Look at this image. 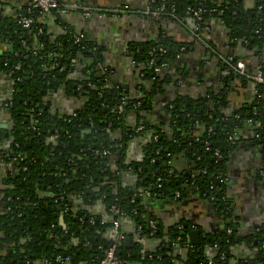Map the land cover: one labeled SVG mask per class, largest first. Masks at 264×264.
<instances>
[{
    "label": "trees",
    "instance_id": "1",
    "mask_svg": "<svg viewBox=\"0 0 264 264\" xmlns=\"http://www.w3.org/2000/svg\"><path fill=\"white\" fill-rule=\"evenodd\" d=\"M147 1L153 8L160 4V0ZM254 1L253 9L245 10L243 0H174V17L151 18L158 23L170 21L190 31L195 22L186 14L188 8H214L216 11L203 15L201 26L209 19H218L228 34L229 48L240 41L245 50L257 55V49L264 46V0ZM30 16L34 24L24 30L14 13H0V44L8 47L0 51V71L14 79L12 99L7 108L0 106V113L7 109V113L2 112L9 122L6 128H0V147H6L0 149V156L14 163V171L0 180L1 201L7 208L0 212V242L5 248L0 264H96L113 244L102 240L100 233L112 227L117 218L120 225L124 219L130 220L134 228L129 233L120 229L124 238L115 242V255L123 264H227L230 248L239 241L231 221L224 223L223 231L201 237L198 245L189 243L191 224L180 223L170 228L168 242L155 251H144L142 239L163 234L155 219L145 217L142 202L145 192L154 194L151 198L156 201H175L176 193L185 196L182 184L186 183L222 215L233 217L227 215L230 206L226 205L229 201L223 184L226 158L234 147V140L229 141L228 137L234 139L240 128L251 125L254 144L264 161V83L253 84L231 70L223 80L226 86L195 98L177 95L171 100L167 131L158 130L143 119L142 125L137 122L130 127L125 120L127 114L148 109L160 84L168 82L160 79L153 68L175 63L185 45L160 33L155 42L131 46L128 54L135 68L152 86L149 91L141 87L142 95L130 98L106 66L101 46L84 33L81 42L74 43L73 31L51 38L39 14L34 12ZM55 21L66 28L61 16L57 15ZM203 39L210 44L204 36ZM35 44L39 49L33 56ZM232 59V63L237 61L236 56ZM52 62L56 63L54 68H50ZM232 63L223 65L229 69ZM248 65L247 71L259 67L264 75L263 61ZM74 72L78 73L75 80L71 78ZM232 75L242 86L253 84L254 94L246 107L224 113L228 78ZM61 89L67 94L75 92L83 99V106L74 115L58 116L45 108L47 95ZM122 100L125 102L119 113L117 107ZM257 121L261 124L254 126ZM134 127H142V131L134 132ZM195 130L193 137L191 131ZM113 132L117 137L112 139L109 135ZM135 137L144 139L141 160L127 163L124 151ZM105 150L109 155L103 154ZM215 151L219 157L214 155ZM168 154L176 159L178 155L185 156L191 174L175 177V172L164 166L170 162ZM128 168L134 169L141 179V191L121 188L120 176ZM49 175L52 183L48 181ZM158 177L162 178L160 188ZM96 202L104 206L106 220L92 214ZM111 207L119 214H112ZM150 221L155 223L154 230L148 226ZM126 236L130 239L128 245L124 241ZM245 240L256 249L253 264H264V222ZM175 243L185 248V256L177 258L178 263L170 252ZM207 247L217 250L208 255ZM221 255L224 260L220 262ZM57 257L67 260L58 262Z\"/></svg>",
    "mask_w": 264,
    "mask_h": 264
},
{
    "label": "crops",
    "instance_id": "2",
    "mask_svg": "<svg viewBox=\"0 0 264 264\" xmlns=\"http://www.w3.org/2000/svg\"><path fill=\"white\" fill-rule=\"evenodd\" d=\"M57 1L61 4L74 2L82 6L93 7L97 12L89 17H85L80 11H72L61 16V23L66 28L62 27L60 22L55 21L56 19H47L45 24L49 28L50 37H60L66 33V30L67 32L75 31L86 34L89 40L104 49L106 66L114 73V79L130 98L142 95L141 87L149 91L152 86L151 82L143 78V74L135 68L128 54L131 46L139 47L155 42L160 33L176 43L185 45L175 63L160 71V79H166L168 82L160 84L161 87L155 91L149 108L139 113L131 111L127 114L125 120L127 126L130 127H133L137 122L142 125L143 119L154 128L167 131L170 118L168 112L170 106L168 105L177 95L195 98L206 94L209 90L219 89L222 85L226 86L227 83H225L226 80L223 81L224 78L229 72L231 73V70L234 74L236 73L232 66L226 69L223 65L224 62L222 63L216 54L231 58L236 56L237 60L244 59L243 61L247 63V66H249L248 64H255L257 61L264 62V46L257 49V55L245 50V46H242L240 41L235 43L234 47L229 48L228 34L218 19H209L203 30V36L210 43L209 46L215 47L218 51L213 49L212 52V50L192 40L191 30L189 31L170 21L158 23L151 17L137 12L148 5L147 0ZM254 3V0H243L245 10H252ZM27 5L28 0H0V13L15 14L19 9L23 11ZM6 48H8L6 45L0 44V51ZM77 77V72L71 74L73 80ZM228 80L230 84L228 83L227 106L224 113L246 107L254 94L253 84L242 86L240 81L236 82L238 78L233 75ZM11 82V76L0 71V98L9 97ZM44 100L47 102L45 106L58 116L74 115L77 110L81 109L84 102L81 97L75 96V92L67 94L63 89L48 94ZM137 118L141 120L139 121ZM0 124H5L6 127L9 125L8 118L2 111ZM191 127L196 128V125ZM252 128L251 125L245 124L236 132L234 147L226 158V177H224L223 184L226 187L225 194L229 201L227 205L230 206L227 215L232 214L233 217L230 218L222 215L221 212L211 210L208 200L198 196L188 184L183 183L182 187L186 188V194L183 197H176L175 201L162 200L151 204L148 202L150 198L143 200L145 217L155 219L156 225H160L159 228L163 234L162 237L142 239L144 251H155L166 242L170 228L176 225L180 226V223L182 225L191 224V230H199L201 238L211 236L217 231H223L224 223L231 221L233 231L239 241L230 248L227 264L254 263L256 249L248 245L245 238L264 222V161L254 144ZM196 131H191L193 137L196 135ZM109 136L113 139L117 137V134L113 132ZM142 144H144V139L141 137H135L127 144L124 151V158L127 163L136 164L141 160ZM4 147H0L1 151ZM178 156V159L172 157L170 162L165 163L168 169L175 172V177H179L182 173L191 174L190 166L184 162L185 156ZM10 171H14L13 164L0 161V180ZM140 180L135 170L128 168L120 176V185L121 188L127 190H140L142 188L139 184ZM226 183L230 184L227 185ZM92 212L95 217L107 219L105 208L101 202L94 204ZM120 229L126 233L134 230L132 222L128 219L121 222ZM226 231L228 233V230ZM100 235L101 239L105 241H112L115 238L112 227L103 229ZM125 238L129 237L126 236ZM216 250L214 247H207L206 253L213 255L212 253ZM4 251L5 248L0 242V254ZM170 252L175 263L179 262L177 258L185 256V248L179 244H173L170 247Z\"/></svg>",
    "mask_w": 264,
    "mask_h": 264
},
{
    "label": "built area",
    "instance_id": "3",
    "mask_svg": "<svg viewBox=\"0 0 264 264\" xmlns=\"http://www.w3.org/2000/svg\"><path fill=\"white\" fill-rule=\"evenodd\" d=\"M168 1V5L166 4ZM148 3V1H147ZM151 3V2H150ZM168 6V8H167ZM72 11H80L81 14H83L85 17H89L90 15L96 13V9L93 7L89 6H82L77 3H69V4H61L57 0H28V5L27 7L21 11L19 9L17 12L14 14L15 17H19L18 19V24L19 26L24 29V30H29L32 25L34 24V18L31 17L30 15L33 14L34 12H37L39 14V19L40 22L45 24L47 22V19L53 18L56 19L57 15L58 16H63L66 15L69 12ZM216 11V9H197V10H192V9H187L186 14L190 15L194 22V27L191 30V35H192V40L195 42L200 43L204 47L210 49L213 51V48L209 46V44L203 39V30L204 26H201L202 23V17L205 13H211ZM141 13L144 16H149V17H159V16H173L174 17V0H160V4L156 7H151L150 4H148L143 10L137 11ZM67 33V30H66ZM71 38L74 43H79L83 39L82 33L75 32L73 31L71 33ZM39 49V46L36 44L32 48V55L35 56L37 55V51ZM161 51V49H158ZM150 54H152L150 52ZM219 58L224 63H232L233 59L231 57H225L220 54H216ZM45 57V55H44ZM47 57V56H46ZM56 66V63L52 62L50 65V68H54ZM167 65L165 63L161 64V66H155L153 68V72L156 74H159L160 71L165 68ZM232 67L235 71V73L244 78L245 80H248L252 82L253 84H262L264 83V75L263 72L259 67H255L253 71L249 72L247 71V63L243 60H237L235 63H232ZM62 70V68H60ZM19 79H17L18 81ZM125 101L122 100V103L120 106L117 107L118 112H122V105ZM139 103H136V106H138ZM253 114H255V108L252 109ZM261 122L257 121L255 122L254 126H259ZM142 131V127H137L134 128V132H140ZM255 137L258 138L259 134H255ZM153 139H157V135L153 136ZM228 140L231 141L232 137H228ZM104 155H109V152L107 150L103 151ZM169 155V154H168ZM214 155L219 157V154L217 151L214 152ZM157 182V188L161 187V181L162 178L158 177L156 179ZM220 182V180H219ZM154 194H151L150 192H145L144 193V199L151 198ZM179 196V193H176V197ZM110 212L114 215H118V210L115 207L110 208ZM148 226L150 229L154 230L155 229V223L154 221H150L148 223ZM112 231L115 235V238L113 241V244L109 246V248L104 252L103 258L96 264H123L120 259L115 255V242H117L120 239H123L124 236L120 233V220L117 218L116 220L112 221ZM220 262L224 260V256H220ZM66 258H56V261H66ZM208 264H211L210 262Z\"/></svg>",
    "mask_w": 264,
    "mask_h": 264
},
{
    "label": "water",
    "instance_id": "4",
    "mask_svg": "<svg viewBox=\"0 0 264 264\" xmlns=\"http://www.w3.org/2000/svg\"><path fill=\"white\" fill-rule=\"evenodd\" d=\"M170 66V65H169ZM162 71V70H161ZM161 73V72H160ZM159 73V74H160ZM158 74V76L160 77V75ZM239 80H237L236 82H238ZM47 106H45V108H46ZM140 123H142V122H140ZM0 128H6V125L5 124H3V125H1L0 124ZM259 152H260V150L259 149H257ZM185 159V158H184ZM186 160H184V162H185ZM166 164L164 163V166H165ZM171 173H173V172H171ZM48 181H49V183H52V176L51 175H49L48 176ZM227 184V183H226ZM230 184V183H229ZM229 184H227V185H229ZM133 191H135V192H137V190L136 189H134ZM77 203H80L81 202V200H77L76 201ZM148 202H150L151 204L152 203H154V202H156V200H154V199H149L148 200ZM210 206V209L211 210H216V208L214 207V205H212V204H209ZM217 211V210H216ZM183 226H186V224H183ZM175 228H177V227H175ZM224 228V225H223V227H222V229ZM159 232V230H157V233ZM165 233V232H164ZM124 241H125V244L126 245H128L129 243H130V239L129 238H125L124 239ZM166 242H168V238L166 239ZM199 242H200V232H199V230H197V229H195V230H190L189 231V243L191 244V245H198L199 244ZM175 244H178V243H175Z\"/></svg>",
    "mask_w": 264,
    "mask_h": 264
},
{
    "label": "flooded vegetation",
    "instance_id": "5",
    "mask_svg": "<svg viewBox=\"0 0 264 264\" xmlns=\"http://www.w3.org/2000/svg\"><path fill=\"white\" fill-rule=\"evenodd\" d=\"M2 51V50H1ZM164 69V68H163ZM10 75V74H9ZM11 76V75H10ZM11 79H12V82H11V84H12V86L10 87L11 89H10V95H9V97H7L6 99H2V98H0V99H2V100H0V106L2 107V106H4V108H7V106H8V103L7 102H10V100L12 99V97H13V95H14V79L11 77ZM2 111H4L5 113H7V109H2ZM3 112V113H4ZM232 140H234V139H232ZM257 148V147H256ZM3 149H6V147H4ZM258 149V148H257ZM8 152H9V150H8ZM8 156H10V155H7V158H9ZM170 156V155H169ZM171 158H172V156H170ZM0 161H5V160H3L2 159V157L0 156ZM6 162H8V161H6ZM9 162H11V161H9ZM12 163V162H11ZM12 164H14V163H12ZM2 179V178H1ZM224 180V179H223ZM2 195L0 194V212H6L7 211V208H6V206L2 203ZM226 205H227V203H226ZM229 233H231V231L228 229V234ZM0 236H1V233H0Z\"/></svg>",
    "mask_w": 264,
    "mask_h": 264
}]
</instances>
